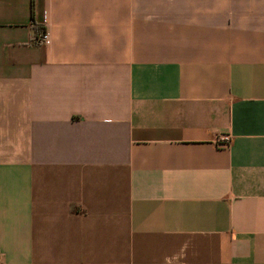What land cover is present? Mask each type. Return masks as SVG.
<instances>
[{
	"label": "crops",
	"instance_id": "0c3cea01",
	"mask_svg": "<svg viewBox=\"0 0 264 264\" xmlns=\"http://www.w3.org/2000/svg\"><path fill=\"white\" fill-rule=\"evenodd\" d=\"M0 264H264V0H0Z\"/></svg>",
	"mask_w": 264,
	"mask_h": 264
},
{
	"label": "built area",
	"instance_id": "2783aa9c",
	"mask_svg": "<svg viewBox=\"0 0 264 264\" xmlns=\"http://www.w3.org/2000/svg\"><path fill=\"white\" fill-rule=\"evenodd\" d=\"M34 42L37 44H47L48 38L44 33V30L39 28L37 36L34 38ZM230 142V136L228 134H218L214 138V144L222 147H226Z\"/></svg>",
	"mask_w": 264,
	"mask_h": 264
},
{
	"label": "trees",
	"instance_id": "16d2710c",
	"mask_svg": "<svg viewBox=\"0 0 264 264\" xmlns=\"http://www.w3.org/2000/svg\"><path fill=\"white\" fill-rule=\"evenodd\" d=\"M34 35L36 36V29H34Z\"/></svg>",
	"mask_w": 264,
	"mask_h": 264
}]
</instances>
